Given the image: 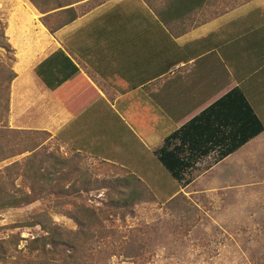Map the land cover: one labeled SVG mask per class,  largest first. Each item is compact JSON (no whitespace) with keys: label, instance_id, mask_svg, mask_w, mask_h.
Segmentation results:
<instances>
[{"label":"crops","instance_id":"crops-1","mask_svg":"<svg viewBox=\"0 0 264 264\" xmlns=\"http://www.w3.org/2000/svg\"><path fill=\"white\" fill-rule=\"evenodd\" d=\"M95 1L88 14L54 35L33 6L10 1L7 34L17 51L13 128L62 132L74 117L117 115L156 150L236 88L264 121V0ZM164 20L178 27L169 29ZM58 50L71 55L80 74L53 92L35 71ZM32 114L47 117L46 124L30 120ZM244 148L230 168L228 161ZM217 165L222 177L264 181V132Z\"/></svg>","mask_w":264,"mask_h":264},{"label":"rangeland","instance_id":"rangeland-1","mask_svg":"<svg viewBox=\"0 0 264 264\" xmlns=\"http://www.w3.org/2000/svg\"><path fill=\"white\" fill-rule=\"evenodd\" d=\"M10 1L14 0H0V31L4 30L6 35L7 20L14 6ZM33 1L34 5L25 0L41 15L40 22L45 19L50 28L72 24L75 21L72 19L77 20L88 14L96 2ZM59 7L63 8L58 9ZM42 25L46 27L44 23ZM8 41L10 44L9 38ZM10 46L11 52L0 48V143L6 155L10 156L19 150L23 151L26 148L25 142L35 141L36 145L43 147L38 151L41 156L55 153L63 160L74 161L72 167L65 168L64 172L78 178L92 176L94 191L86 193L76 187L78 192L73 197L77 203L83 199L88 207L94 209V213H101L104 217L105 232L98 233L94 251L91 252L93 264H264V181L237 180L235 175L222 177L221 166L216 164L217 154H212L187 175V184L177 183L163 170L155 167V149L148 148L145 152L138 149L140 154H145V165L151 167L143 175L142 169L137 171L130 168V164L124 159H118L121 154L115 150H121L122 147L114 144V138L108 145L105 143V136L117 137L119 128L122 133H131L141 141L139 134L130 128L129 132L122 117L116 115L97 116L94 119L89 116L74 117L71 126L62 132L13 128L11 87L14 75L16 76L14 67L17 64V51L11 44ZM27 77L24 79L27 80ZM18 88L21 89L20 83ZM28 118L33 122L36 118L39 126L47 122V117L39 115L32 114ZM52 123L50 118L46 127H52ZM30 125L36 126L35 123ZM141 143L144 145L142 141ZM101 144L114 148L111 162L104 159L102 154H97L100 151L97 147ZM32 146L34 145L28 146V149ZM85 147H94L97 152L92 155L91 149ZM246 149L228 161L230 168L243 157ZM28 155L30 153L0 163V171ZM134 174L141 183L133 181L129 186L128 182L134 179ZM108 180L119 181L120 186L125 187H118L120 191L117 192L110 190L108 185H103L107 188L98 190L102 184L96 183ZM16 185L20 187V182L17 181ZM22 187L29 191V187L24 184ZM57 187L70 191L71 181ZM132 190L144 193L147 199L132 208L118 203ZM111 200L117 205H110ZM64 201L58 200V207L56 200H44L21 209L0 212V240H10L15 235H19L21 239L36 235L38 230L22 227V224L45 209L49 210L60 226L75 230L72 220L58 214L61 210L73 209L72 205L61 206ZM24 245L26 242H22L20 248Z\"/></svg>","mask_w":264,"mask_h":264},{"label":"trees","instance_id":"trees-1","mask_svg":"<svg viewBox=\"0 0 264 264\" xmlns=\"http://www.w3.org/2000/svg\"><path fill=\"white\" fill-rule=\"evenodd\" d=\"M29 1L34 5L33 0ZM41 21L52 35L66 26L50 28L45 19ZM163 22L169 29L178 27L175 24L176 21L164 20ZM89 29L90 26L87 30ZM8 38V34L1 30L0 48L11 52ZM89 54L94 56L93 51ZM35 72L47 89L57 92L67 82L78 76L80 69L71 55L58 50L40 63ZM14 78H16L15 75ZM245 94L242 88L232 90L167 136L163 145L154 151L157 162L155 167L157 166L160 171L163 170L171 180L187 184L189 182L187 175L194 171L202 160L217 154L216 164H218L261 135L264 132V121L256 112L253 101ZM87 107L84 106V108ZM128 131L130 132L129 128ZM117 132L119 133L117 137L105 136V143L108 145L114 138V144L122 147L121 150L119 148L115 150L121 154L118 159H124L130 164V168L137 171L142 169L144 175L151 167L145 165V154H140L138 149H142L143 152L148 149L135 135L131 133L126 135L120 131V128ZM15 133L19 134V131ZM5 135L8 136V133ZM24 144L26 148L23 151L19 150L7 156L0 143V163L30 153L21 161L0 171V212L21 209L44 200L48 202L56 200L58 207V200L64 199L61 206L72 205L73 209L61 210L58 214H63L72 220L76 229L67 230L54 221L49 210H42L22 224V227L38 230L36 235L28 239H21L19 235H15L10 240H0V264H93L91 252L94 251V242L99 236L98 233L105 232L104 217L101 213H94V209L88 207L83 199L77 203L73 195L78 192L76 187L86 193L94 191V179L92 176L78 178L74 174L72 176L64 172L65 168L72 167L73 160H63L55 153L41 156L38 151L43 147L40 148L35 141ZM31 145L34 146L28 149ZM110 147V145L105 147L101 144L97 147L99 152L94 147H85V149H91L92 155L94 152L102 154L104 159L111 162L115 151L111 147L112 151ZM137 166L140 167L137 168ZM132 176L134 179L128 182L129 186L134 183L133 181L141 183L140 179H136L135 174ZM17 181L20 182V187L16 185ZM68 181H71L70 191L60 190L57 187ZM22 184L29 187V191H26ZM96 184H102L98 190L105 189L107 187L104 186L108 185L110 190L117 192L120 191L118 187H125V185L120 186L119 181L111 182L110 180L98 181ZM146 196L144 193L139 194L132 190L118 203L132 208L138 202H144L147 199ZM110 205L114 206L117 203L111 200ZM22 242H26V245L20 248Z\"/></svg>","mask_w":264,"mask_h":264}]
</instances>
